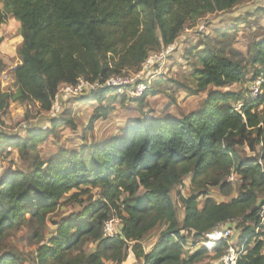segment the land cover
Returning a JSON list of instances; mask_svg holds the SVG:
<instances>
[{
  "label": "trees",
  "instance_id": "obj_1",
  "mask_svg": "<svg viewBox=\"0 0 264 264\" xmlns=\"http://www.w3.org/2000/svg\"><path fill=\"white\" fill-rule=\"evenodd\" d=\"M245 1L5 0L0 27L12 17L19 23L22 42L19 65L12 71L15 91L0 87V112L10 102H35L50 112L61 85L74 86L80 78L101 82L125 67H140L149 50L173 44L188 22L230 11ZM252 48L253 62L262 66L264 75V40ZM114 56L118 63L111 67ZM191 77L195 86L190 91L198 95L209 87L219 90L237 84L243 74L238 64L207 50L199 55ZM218 90L182 119L142 117L125 126L119 137L79 150L61 149L46 160L39 156L38 145L58 126L71 124L70 119H52L49 128L28 127L22 138L0 134V150L6 146L17 150L28 164L25 171H10L0 178V240L23 220L37 229L44 227L46 216L64 195L73 189L85 194L92 186L101 189L100 199L59 225L50 246L38 249V264H123L130 256L142 264H189L208 250L195 249L185 257L186 241L180 232L197 240L235 220L242 226L245 251L236 264H264V228L250 247L263 202L259 196L264 194V112L257 111L262 95L250 101ZM110 92L100 89L78 99L100 105L88 128L108 117L111 106L101 104ZM108 98L117 100L116 95ZM258 146V158L239 156V149L253 151ZM231 174L236 179L228 183ZM186 176L197 193L183 199L179 227L170 193ZM237 182L241 183L237 197L229 202L216 203L208 196V187L223 190ZM199 197L204 198L201 208ZM114 218L122 222L119 232L103 237L104 223ZM161 224L166 229L159 242L145 253L140 242ZM87 240L96 244L89 255L80 249ZM226 247L220 242L211 252L220 258ZM0 264L22 262L17 254L3 251Z\"/></svg>",
  "mask_w": 264,
  "mask_h": 264
},
{
  "label": "rangeland",
  "instance_id": "obj_2",
  "mask_svg": "<svg viewBox=\"0 0 264 264\" xmlns=\"http://www.w3.org/2000/svg\"><path fill=\"white\" fill-rule=\"evenodd\" d=\"M4 1L0 0V10L4 6ZM18 29L19 23L12 17H7L0 27L2 38L0 87L2 91H15L12 71L19 65L17 51L22 42ZM261 40H264V0H247L230 11L207 15L196 21L188 22L173 44L149 50L150 58L160 56L162 52L163 55L153 59L146 67L143 63L140 67L121 69L117 76L127 80L132 79L133 82L123 86L119 92H116V89L108 94L101 106L110 105L112 110L106 119L95 121L91 129L88 127H90L91 119L96 115V110L100 107L99 103L80 102L78 99L82 96L59 93L57 103L50 112L42 111L39 104L35 102H10L8 107L0 112V134L22 138L28 127L49 128L52 119L61 117L70 119L71 124L65 123L58 126L53 135L38 145L39 156L46 160L55 156L61 149L79 150L83 145L89 147L91 144L119 137L125 126L142 117L182 119L195 111L209 94L218 90L209 87L206 92L198 95L190 91L191 87L195 86L191 73L198 66V57L201 52L207 50L238 64L243 74L237 84L227 85L218 91L223 95L230 93L237 94L242 99L247 98L253 82L264 78V75L260 73L262 66L253 62L252 46ZM117 49L121 47L117 46ZM117 63L118 58L114 56L110 61V66L113 67ZM139 84L146 87L144 92L146 94L143 93L140 97H136L133 93ZM180 85H184L185 88ZM188 87H190L189 90ZM115 95L117 100L110 101L108 97ZM261 95L263 102L257 109L260 113L264 112V90ZM231 105L234 103L231 102ZM259 154L260 146L255 147L253 151L239 149L241 158H258ZM27 167L28 164L19 158L17 150L7 146L0 150V178L10 171H25ZM240 184L237 182L223 190L218 187H208V196L216 203L229 202L237 197ZM79 189L85 190L84 187ZM196 190L197 186L192 184L191 177L186 176L170 193L179 227L184 217L183 199L192 193H197ZM88 191L84 194L81 190L73 189L64 195L56 209L46 216L45 225L40 229L29 221L23 220L17 227L8 230L5 237L0 240V254L3 251L13 252L19 256L22 264H38V249L42 246H50V238L55 236L59 225L79 215L85 207L100 199L101 189L99 187L91 186ZM73 195H77L73 198L74 200H72ZM259 199L264 201V194L260 195ZM203 201V197L198 198L199 208L202 207ZM113 225L112 234L117 235L122 222L114 218ZM231 228L234 231L230 242L233 246L240 247L242 232L240 221L235 220ZM165 229L166 225L161 224L142 239L140 244L145 253L150 252L156 246ZM36 231H38L37 234H35ZM180 234L186 241L185 247L188 246L191 250L204 248L201 242L206 241L205 237L196 240L187 232H180ZM257 237L254 231L250 247L253 246ZM227 248L228 246L223 255ZM80 249L85 255H89L95 251L96 244L87 240L81 244ZM183 251L185 257L191 254L184 248ZM75 254L74 252L73 255ZM218 260L219 258H216L213 252L207 251L201 258L189 264H219L215 263ZM123 264H142V261L130 256Z\"/></svg>",
  "mask_w": 264,
  "mask_h": 264
},
{
  "label": "built area",
  "instance_id": "obj_3",
  "mask_svg": "<svg viewBox=\"0 0 264 264\" xmlns=\"http://www.w3.org/2000/svg\"><path fill=\"white\" fill-rule=\"evenodd\" d=\"M162 54L160 56L155 57H149L145 60L144 66L146 67L149 62H151L153 59H157V57H162ZM133 82L132 79L127 80L117 75H112L106 78L103 81H95V82H89L88 80L84 78H80L77 83L74 86H68V85H61L59 87L58 93L55 97V103H57L58 94H67L71 96H86L90 95L93 92H97L100 89L105 90H116V92L120 91L121 88L125 85H129ZM146 90V87H144L143 84H139L136 87L135 93H133L136 97L141 96ZM264 90V78H259L256 81L253 82L251 87L249 88V97L248 100L253 101L258 99L259 96H261L262 91ZM241 108V104L236 105L235 110L239 111ZM236 176L231 174L226 181L228 183L235 182ZM234 221H229L225 224L220 225L219 227L215 228L211 232L207 233L205 235L206 241L201 242V245L207 249L208 251H211V249L216 245L217 243L224 242L228 248L224 255H222L219 260L215 263L219 264H236L237 260L240 255L244 254V244H241L240 247L233 246L230 242V239L232 237L233 228H231ZM114 219L109 220L104 223L102 232L103 237H113L112 234ZM255 234L260 233L264 228V201L259 205L258 212H257V220L256 223L253 225ZM210 244H212V247H209ZM182 245V244H181ZM184 250L190 251L189 247H185V245H182ZM192 251V250H191ZM190 251V253H192Z\"/></svg>",
  "mask_w": 264,
  "mask_h": 264
},
{
  "label": "bare ground",
  "instance_id": "obj_4",
  "mask_svg": "<svg viewBox=\"0 0 264 264\" xmlns=\"http://www.w3.org/2000/svg\"><path fill=\"white\" fill-rule=\"evenodd\" d=\"M210 246L212 247V244H210ZM210 246H209V247H210Z\"/></svg>",
  "mask_w": 264,
  "mask_h": 264
},
{
  "label": "crops",
  "instance_id": "obj_5",
  "mask_svg": "<svg viewBox=\"0 0 264 264\" xmlns=\"http://www.w3.org/2000/svg\"><path fill=\"white\" fill-rule=\"evenodd\" d=\"M15 80V79H14ZM15 82V81H14ZM192 251H195V249L194 250H192Z\"/></svg>",
  "mask_w": 264,
  "mask_h": 264
}]
</instances>
